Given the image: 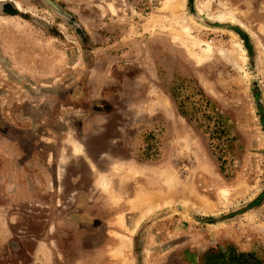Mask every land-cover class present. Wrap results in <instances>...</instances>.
I'll use <instances>...</instances> for the list:
<instances>
[{"label": "rangeland", "instance_id": "rangeland-1", "mask_svg": "<svg viewBox=\"0 0 264 264\" xmlns=\"http://www.w3.org/2000/svg\"><path fill=\"white\" fill-rule=\"evenodd\" d=\"M0 264H264V0H0Z\"/></svg>", "mask_w": 264, "mask_h": 264}, {"label": "bare ground", "instance_id": "bare-ground-1", "mask_svg": "<svg viewBox=\"0 0 264 264\" xmlns=\"http://www.w3.org/2000/svg\"><path fill=\"white\" fill-rule=\"evenodd\" d=\"M208 50H209V48H208ZM208 50H207V52H210V51H208ZM205 52H206V51H205ZM204 56H205V55H204ZM199 61H200V60H199ZM239 66H240V65H239Z\"/></svg>", "mask_w": 264, "mask_h": 264}]
</instances>
